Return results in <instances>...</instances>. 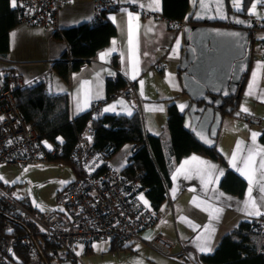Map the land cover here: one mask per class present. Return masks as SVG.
Masks as SVG:
<instances>
[{"label": "crops", "instance_id": "crops-1", "mask_svg": "<svg viewBox=\"0 0 264 264\" xmlns=\"http://www.w3.org/2000/svg\"><path fill=\"white\" fill-rule=\"evenodd\" d=\"M115 2L119 3L121 8L108 14V18L115 25V35L94 59L82 63L70 73L68 79H63L50 70L51 62L57 60L67 49L63 40L53 36V30L92 20L95 14L93 0H69L57 11L53 27L18 23L10 29L7 54L0 56V72H17L25 85L45 78L48 93L68 96L72 117L89 110L95 103L99 104V112L102 114L130 115L138 110L145 131L159 136L164 151L168 154L170 135L166 121L167 106L174 103L180 111H184L188 106V97L183 89L179 71L184 48V28L172 29L169 21L160 15L161 0L158 7L154 0ZM192 2L193 0H190L189 13L192 11ZM228 3L232 10L242 13L244 17L250 16V7L255 14L254 18L264 19V0H250L246 11L243 10L242 0H238L239 7L234 0H228ZM129 14H132L131 44ZM261 39L262 32L259 31L254 42L256 57L249 64L239 95L236 111L244 115L239 116L234 126L228 127V132L221 135L218 131L215 139V147L226 164L194 152L178 160L171 170L167 198L158 209L159 215L154 225L141 231L140 239L126 242L127 248L111 250L110 242L105 241L109 243L110 251H127L134 254L128 264H191L179 255V243L189 246L194 254L207 255L240 221L264 217V214L249 215L250 208H246L249 179L242 163L251 149L255 160L251 197L259 211L264 213V191H261L264 187V169L259 167L260 161L264 159V144L259 141L260 132L264 127V56L260 46ZM102 53L106 54L104 59H101ZM115 56L118 61L116 66L113 64ZM114 75H122L134 84L130 99H126L124 95H113L105 99L106 77ZM242 108L247 111H242ZM253 133L257 134L254 140ZM257 149L261 151L257 152ZM131 151L132 145L124 144L110 158L112 164L117 162L114 166L120 170L126 163L118 161L128 158ZM234 152L237 155L235 161ZM227 169L233 170L246 182L242 195L238 196L221 188L220 180ZM139 199L142 204L149 205L145 203L147 200L142 192ZM216 209L221 211L217 212ZM62 210L63 207L58 209L59 212ZM155 235L173 243L170 253L165 254L147 243ZM83 244L82 251H92V242ZM201 248L205 250L201 251ZM139 255H143V262L137 260ZM49 264H79V260L77 253L72 249L69 255L63 258L55 257Z\"/></svg>", "mask_w": 264, "mask_h": 264}, {"label": "trees", "instance_id": "trees-1", "mask_svg": "<svg viewBox=\"0 0 264 264\" xmlns=\"http://www.w3.org/2000/svg\"><path fill=\"white\" fill-rule=\"evenodd\" d=\"M161 1L162 17L176 22L191 23L190 0ZM249 2L250 0H242L243 10H247ZM111 11L113 10L102 9L99 16L93 17L88 22L68 28H55L53 36L63 40L67 44V49L57 60L51 62L50 70L63 79H68L70 73L78 69L82 63L94 59L115 35V25L108 18ZM18 23L17 11L11 5V0H0L1 57L7 54L8 32ZM113 64L118 65L116 56L113 58ZM132 84L122 75L107 76L105 99L113 95L133 93ZM14 96L21 116L33 126L44 150L47 152L55 150L49 160L60 161L72 168V180L79 173L71 159V153L88 120H91L95 131L92 146L108 159L124 144H131V154L120 172L129 178H134L136 173H139L137 177L139 189L149 206L157 210L167 198L171 170L182 156L194 152L226 164L216 147L202 146L190 132L185 130L186 109L180 111L174 103H169L167 106L166 121L170 146L166 154L161 138L145 131L138 110L130 115L102 114L95 103L89 110L72 117L68 96L48 93L43 80L17 88ZM233 100L227 99L226 103L231 104ZM236 100L238 104L239 97ZM233 110H237V105ZM222 113L224 114L223 109ZM259 141L264 144V127L260 132ZM0 185L3 186L1 182ZM220 186L223 190L240 196L245 190L246 182L233 170L227 169L220 180ZM29 208L33 212L42 214L31 206ZM262 219L263 216L240 221L229 234L221 238L210 254L200 255V260L204 264H264V256L259 252V237L253 232V226ZM5 220L9 222V228L3 227ZM24 232L32 233L34 246L40 251L45 262L50 263L54 260L55 247L43 236L39 228L24 218L16 219L15 216L8 217L0 213V236ZM109 242L111 250L128 247L117 240H109ZM15 250L19 263L26 264L31 248L21 244Z\"/></svg>", "mask_w": 264, "mask_h": 264}, {"label": "built area", "instance_id": "built-area-1", "mask_svg": "<svg viewBox=\"0 0 264 264\" xmlns=\"http://www.w3.org/2000/svg\"><path fill=\"white\" fill-rule=\"evenodd\" d=\"M68 1L15 0L13 6L11 0V5L17 11L19 23L53 27L57 11ZM93 1L94 17L99 16L102 9L120 8L114 0ZM251 20V36L256 37L259 31L262 32L260 46L264 56V19ZM168 21L174 28L185 26L183 21ZM41 80L47 86V80ZM23 85L25 83L18 73L0 72V117L3 118L0 119V166H28L45 162L55 153L54 149L49 152L44 150L35 129L19 112L14 91ZM124 96L131 97L132 92ZM94 134L89 120L71 153L79 174L56 196L57 202L63 207L62 211L42 214L33 212L29 208L31 200L27 196L16 199L0 185V213L33 223L54 245L57 258L67 256L77 242L138 240L141 238V230L153 226L159 215L157 209L139 202V173L134 178L121 174L110 159L92 146ZM3 227L9 228V222L5 220ZM253 232L259 237V252L264 256V219L256 222ZM147 243L158 250L167 249V254L173 247L171 242L159 235L153 236ZM21 244L31 248L26 264H48L35 248L30 232L0 236V264H20L15 249ZM179 244V253L184 256L193 254L189 247ZM188 259L192 264H203L196 254Z\"/></svg>", "mask_w": 264, "mask_h": 264}, {"label": "water", "instance_id": "water-1", "mask_svg": "<svg viewBox=\"0 0 264 264\" xmlns=\"http://www.w3.org/2000/svg\"><path fill=\"white\" fill-rule=\"evenodd\" d=\"M190 22L184 27L185 49L180 62L183 89L189 108L184 127L206 148L215 147L222 109L233 116L236 98L250 62L255 40L249 17L232 10L228 0H193ZM233 98V102L226 103Z\"/></svg>", "mask_w": 264, "mask_h": 264}, {"label": "rangeland", "instance_id": "rangeland-1", "mask_svg": "<svg viewBox=\"0 0 264 264\" xmlns=\"http://www.w3.org/2000/svg\"><path fill=\"white\" fill-rule=\"evenodd\" d=\"M248 12L250 15L248 17L250 19L255 17L250 7ZM183 23H185V26L187 25L185 21H183ZM172 29L177 28L173 27ZM131 97L125 98L130 99ZM238 118L239 117L233 116L232 113L224 112L219 133L223 135L225 132H228V127L234 126L235 122L239 120ZM126 161L127 158H124L119 160L118 163L125 164ZM116 163L117 162H114L113 165H117ZM72 171V168L66 164L55 160H48L28 166L2 165L0 166V182L3 185L1 187L12 197L19 199L27 196L32 202V207L36 209V211L48 212L62 208L57 202L56 196L57 193L72 180ZM150 228L151 227H146L141 231L143 232ZM146 241L147 240H145V242ZM82 246L84 247L83 243H77L73 248L77 253L79 264H128L129 259L132 258L131 256H134V254L127 251H110L109 243L105 241L92 242V251L89 253H85L84 250L82 251ZM172 248L169 250L170 252ZM160 250L167 254V249H164L166 250L164 251L160 248ZM137 260H142L141 262H143V255H139ZM159 264L162 263L160 262Z\"/></svg>", "mask_w": 264, "mask_h": 264}, {"label": "snow or ice", "instance_id": "snow-or-ice-1", "mask_svg": "<svg viewBox=\"0 0 264 264\" xmlns=\"http://www.w3.org/2000/svg\"><path fill=\"white\" fill-rule=\"evenodd\" d=\"M217 2H219V0H217ZM234 3L236 4L237 7H239V3H238V0H234ZM154 4L158 7L159 5V0H154ZM201 4L203 5V0H201ZM13 6H15V0H13ZM255 5H253V9H254ZM129 17H130V23H129V43L131 44L132 43V34H131V19H132V14H129ZM105 53H102L101 54V59H104L105 57ZM145 55H147L145 53ZM255 75V73H254ZM135 78V77H133ZM87 83V82H85ZM108 109H106L107 111ZM242 111H247L246 108H242ZM0 119H3L2 117H0ZM256 133H253L252 134V137H253V140L255 139L256 137ZM240 149V142H238L237 144V150L239 151ZM257 152L261 151L259 149L256 150ZM237 159V155L236 153L234 152L233 153V161H235ZM242 163L244 165V169L247 170L248 172V179H249V189H248V195H249V199L245 202L246 203V208H250V211H249V215H262L264 213H261L257 207V204L255 202V200L252 199L251 197V193H252V178H253V174L255 172V168L253 167L255 165V160H254V153L253 151L250 149L249 150V154L247 155V157H245L243 160H242ZM260 169H264V159H262L260 161V165H259ZM238 171H241V169H237ZM242 174H244V172L242 171ZM262 176H264V173H262ZM261 191H264V187L261 188ZM142 198V197H141ZM145 203H147L145 201ZM215 211L219 212L221 211L220 209H216ZM205 249L204 248H201V251H204ZM209 251L211 249H208Z\"/></svg>", "mask_w": 264, "mask_h": 264}, {"label": "bare ground", "instance_id": "bare-ground-1", "mask_svg": "<svg viewBox=\"0 0 264 264\" xmlns=\"http://www.w3.org/2000/svg\"><path fill=\"white\" fill-rule=\"evenodd\" d=\"M116 10H118V9H116ZM115 11V10H114ZM178 29H181L180 27H178ZM250 36H251V34H250ZM254 40H255V37H253V36H251ZM184 49H185V44H184V48H183V52H184ZM183 54V53H182ZM179 71H180V76H181V70H180V65H179ZM182 80V79H181ZM131 84H132V82H131ZM131 86H134V84H132ZM223 116V115H222ZM89 121V120H88ZM87 121V122H88ZM91 121V120H90ZM92 123V122H91ZM111 162V161H110ZM111 164H112V162H111ZM113 165V164H112ZM114 166V165H113ZM115 167V166H114ZM116 168V167H115ZM117 169V168H116ZM119 172H120V170L119 169H117ZM121 173V172H120ZM122 174V173H121ZM139 202L142 204V201H140V199H139ZM31 207H32V202H31ZM46 213H48V212H46ZM94 242V241H93ZM124 244L126 243V242H123ZM173 244V243H172ZM184 246H185V244L184 243H182ZM174 246V245H173ZM178 246L180 247V244H178ZM187 246V245H186ZM192 251V250H191ZM170 253V252H169ZM192 253L194 254V252L192 251ZM193 254H190L189 256H184V254H181V253H179V255H181V256H183L185 259H187V260H189L188 259V257H190V256H192ZM197 255V254H196ZM198 257L200 256V255H197ZM199 260H200V258H199ZM190 261V260H189ZM201 261V260H200ZM202 262V261H201ZM192 263V262H191ZM203 263V262H202ZM204 264V263H203Z\"/></svg>", "mask_w": 264, "mask_h": 264}, {"label": "flooded vegetation", "instance_id": "flooded-vegetation-1", "mask_svg": "<svg viewBox=\"0 0 264 264\" xmlns=\"http://www.w3.org/2000/svg\"><path fill=\"white\" fill-rule=\"evenodd\" d=\"M231 99H233V98H231ZM188 104H189V103H188ZM189 106H190V105H188V106H187V109H186V111L188 110Z\"/></svg>", "mask_w": 264, "mask_h": 264}]
</instances>
